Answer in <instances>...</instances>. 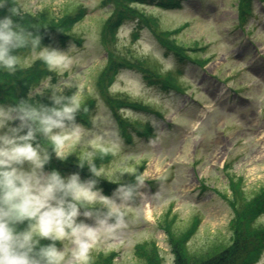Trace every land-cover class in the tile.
Returning <instances> with one entry per match:
<instances>
[{
	"label": "rangeland",
	"instance_id": "obj_1",
	"mask_svg": "<svg viewBox=\"0 0 264 264\" xmlns=\"http://www.w3.org/2000/svg\"><path fill=\"white\" fill-rule=\"evenodd\" d=\"M15 2L19 17L35 24L43 13L60 19L78 9L84 11V18L72 27L63 44L53 38L22 57L23 69L43 58V48L67 53L71 58L69 69L51 71L54 77L45 79L29 98L46 91L51 96L52 85L70 83L72 87H65L64 95H77L81 106L88 98L93 99L89 125L76 121L80 125L78 135L69 136L59 150L68 155V160L75 155L86 162L101 150H109L113 158L99 168L100 179L107 183L111 182L104 178L140 181L135 199L124 209L126 227L114 238L94 241L90 259L100 260L113 253L115 264H145L136 247L153 241L161 251L162 264H174L162 230L171 218V231L178 236L195 220L200 222L188 243L192 255H201L218 242L228 243L235 225L231 224L232 211L224 199L229 193L224 166L228 165L236 179L241 178L246 198L254 197L264 187V0H251L253 15L242 26L236 23L234 0H180L179 9L136 7L158 20L157 31L176 32L178 43L198 47V57L205 60L201 67L179 62L164 50L149 28L137 26L135 19H125L110 38L106 22L114 6L103 5L102 0ZM106 40L108 49L103 45ZM108 52L121 56L126 64L119 66L110 84L104 82L106 96L125 97L145 109H112L101 95L98 84ZM129 52L155 62L163 73L174 74L185 93L148 83L138 69L130 67L135 64L128 58ZM187 55L191 57L192 53ZM119 119L148 124L153 137L144 139L128 130L131 141H125L119 134ZM98 187L107 196L115 190L105 192ZM80 220L94 224L90 218L81 216ZM259 221L264 224V215ZM58 247L63 245L59 243ZM252 264H264V253Z\"/></svg>",
	"mask_w": 264,
	"mask_h": 264
},
{
	"label": "clouds",
	"instance_id": "obj_2",
	"mask_svg": "<svg viewBox=\"0 0 264 264\" xmlns=\"http://www.w3.org/2000/svg\"><path fill=\"white\" fill-rule=\"evenodd\" d=\"M6 3L0 0V8ZM9 11L0 17V70L14 73L17 50L30 43L35 48L40 38L17 22L18 8ZM42 51L50 71L71 67L67 53ZM65 87L72 85L51 86V105L28 99L0 104V264H88L94 241L114 238L126 227L124 209L135 199L136 185L104 178L117 185L112 196L104 195L97 186L102 172L91 162L86 180L79 173L45 171L51 154L61 161L68 158L60 145L80 131V100L64 95ZM81 216L94 224L78 222Z\"/></svg>",
	"mask_w": 264,
	"mask_h": 264
},
{
	"label": "trees",
	"instance_id": "obj_3",
	"mask_svg": "<svg viewBox=\"0 0 264 264\" xmlns=\"http://www.w3.org/2000/svg\"><path fill=\"white\" fill-rule=\"evenodd\" d=\"M15 0L8 1L4 7L0 8V17H4L10 14V8H15ZM103 5L114 6L112 16L106 22V35L110 38L115 34L116 29L122 24L125 19H135V23L138 26H145L149 28L152 34L155 36L157 42L164 48L166 52L173 54L178 61L190 60L198 66L203 65L205 60L200 59L197 55L200 50L198 47H185L178 43L174 38V33L170 31H157L159 26L158 20L153 16H147L139 11V6H155L164 9L179 8L180 0H102ZM139 5V6H138ZM137 9V10H135ZM234 11L236 15V23L241 26L243 21L247 17L253 15L251 0H234ZM85 14L82 9L76 10L74 14L66 15L60 19L53 18L47 13H43L42 16L37 19L35 24L34 20L29 21V18L17 17L18 23H21L25 28L33 32L34 35L39 36L40 44L35 48L30 43L27 47L17 50L16 55L19 57V67L14 73H9L5 70H0V104H13L16 101L22 99H28L32 102H39L47 105H51V100L48 92H42V95L37 98H29V93L34 91L39 85L48 77H54L53 73L49 70V65L45 59L41 58L34 62V64L28 69H23L20 65L22 57L33 50H39L43 46H46L47 42L53 38L59 39V42L63 44L65 39L70 37V30L72 27L79 23ZM29 21L30 23H25ZM109 40L103 42L104 48L108 49ZM192 53V56H188L187 53ZM116 54V52H114ZM107 66L104 69L101 83L98 84L101 95L105 97L107 104L112 109L119 108H132V109H145L144 107L128 101L125 97L113 95L106 96V86L111 83V80L118 73L119 66H124L126 62L121 56L116 57L113 53L108 52ZM128 58L134 61V66L141 72L143 78L151 84H157L162 87L163 90H175L177 92H184L182 85L177 83L174 74L169 72H161V68L158 64L148 59L136 58L130 52L127 53ZM125 56V55H124ZM119 61V62H117ZM106 81V86L104 82ZM94 100L88 98V100L80 107V110L76 113V121L83 125H89V115L94 106ZM119 134L127 142L131 141V135L128 130L136 133L139 137L144 139L153 137L151 127L148 124H141L139 122L126 121L119 119L118 121ZM51 154L48 164L45 166V170L56 169L62 175L67 176L72 173H79L82 180L89 179L91 174L87 168V163H94L96 168H99L113 158L111 151L103 149L98 152L91 161L86 162L84 158L80 156L70 157L69 160H59L53 157ZM79 162H84V167H79ZM224 173L228 179V195L224 196V199L228 202L232 211L231 224L235 225L234 234L230 238L228 243L223 244L218 242L211 246L205 253L201 255H192L188 249V243L198 230L199 221L195 220L191 227L186 229L179 236L171 231L174 220H167L165 225H162V230L166 234V239L171 248V252L174 256V264H252L258 261L261 255L264 253V224H261L259 219L264 215V187L259 193L252 198L245 197V190L242 185L241 178L236 179L229 173L228 165H225ZM143 171L141 168L136 172V176H140ZM129 185H136V179H128L123 182H118ZM108 192L112 188H116L115 183H107L104 180L99 179L98 185ZM203 188V186H200ZM47 244L50 241H42ZM59 242H57L58 246ZM214 249H213V248ZM137 255L140 259L144 260L145 264H162L163 258L161 251L156 246V243L151 241L150 243L140 244L136 247ZM116 254L110 253L107 256L104 255L100 260L88 262V264H115L114 260Z\"/></svg>",
	"mask_w": 264,
	"mask_h": 264
}]
</instances>
